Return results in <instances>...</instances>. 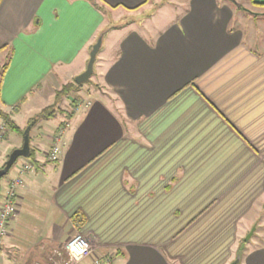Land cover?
Masks as SVG:
<instances>
[{"label":"crops","instance_id":"0c3cea01","mask_svg":"<svg viewBox=\"0 0 264 264\" xmlns=\"http://www.w3.org/2000/svg\"><path fill=\"white\" fill-rule=\"evenodd\" d=\"M146 5L148 0H0V54L7 58L0 110L20 129L30 126V133L33 122L21 128L17 120L38 115L59 80L66 84L84 71L106 30L102 9ZM120 31L94 62L99 92L111 104L96 99L72 110L49 173L44 162L64 115L50 127L41 172L26 173L18 192L0 264H47L52 248L76 234L92 254L77 264L115 252L113 264H230L241 217L261 209L264 6L184 0L179 14L158 30ZM6 143L9 152L21 147L22 138ZM34 198L40 204L24 210L20 203ZM240 261L264 264V245L244 251Z\"/></svg>","mask_w":264,"mask_h":264},{"label":"rangeland","instance_id":"374dc122","mask_svg":"<svg viewBox=\"0 0 264 264\" xmlns=\"http://www.w3.org/2000/svg\"><path fill=\"white\" fill-rule=\"evenodd\" d=\"M183 1L184 0H148V5L144 6L142 9H138L135 11H129V10H123V9H118L116 11H109L107 9H102L103 15H104V23L102 24L101 31L105 29L107 30L108 28L109 29L104 34V37L102 39V44H101L102 48L100 50L103 51L105 48L110 46V44H115L116 40L120 37L121 31L118 32V30H121V28L134 29L139 32H146V31L151 32L153 30H158L159 28L163 27L166 23L171 21L176 15L179 14V12L182 9ZM245 17L247 16L245 15ZM121 25H123V27H120ZM5 55H6V52L0 54V73H1V69L3 65L7 63V58H5ZM101 56H102V52L99 51V53L96 56V60L98 61ZM71 68L74 70L76 66L72 65ZM71 68L70 70H72ZM59 83L61 85L59 86V89L56 90L55 96L51 98V100L48 102V106L45 107V108H48L49 112H51V114L53 115L51 118H49L48 122H45L46 119H40L38 121H33L34 118L36 117L35 115H31L27 117V119L20 118L17 120V123L21 128L27 127L31 122H33L35 127H32L31 132L29 133V136H31L30 149H32L34 152L32 156H29L27 158L17 159L15 164L9 170L6 177L14 176L15 169H17L23 163H28L30 164L31 169L36 168L39 172H41L39 170L40 166H39L38 160L42 158L44 151L48 149L47 148L48 140L45 135L50 133L49 132L50 127L55 126L58 123V121L60 120L59 115H62V116L64 115L63 125L65 126L67 120L70 117V113L72 112V110L75 109V107H77L78 105L86 101L93 102V100L100 99L109 105L111 104L109 103L110 99H108L107 97H104L99 92L100 85L98 83H100V78H99L98 62H96L93 66V73L90 76L89 81L81 84L79 88L75 89L74 87H70L71 90L64 93L62 89H64L66 86L74 84V80L71 79L70 82L64 84V80L61 79L59 80ZM113 108L115 109L114 106ZM58 126L54 131L55 134L53 135L54 144L56 142L55 138L59 137V133L61 132L60 130L63 129L64 127L63 126L61 128H58ZM4 131L5 132L2 134V137L0 138V168L6 161L7 159L6 156L11 152V150L8 152L9 146L6 143V141L7 140L11 141L13 139H19L20 141L22 138L12 131L9 132L6 129ZM37 144L38 146H36ZM33 162H36V163H33ZM44 165L46 167L45 172L48 170L50 173L53 168L52 163L44 162ZM4 180L5 179H2L0 181V191L3 190ZM33 203L40 204V201H37L34 198L32 201L30 200L26 201V204L25 203L23 204L20 203V204L24 210H27V207L32 206ZM260 205H261L260 206L261 209H259L258 211H257V208H254L253 210H250V212L245 213L241 217L242 219L240 220L241 222L240 226H242V228H240L241 234L239 235V243H238V245L240 246V243L243 241L242 242L243 245L241 246V251H239L241 257L243 255V252L246 251L247 249L264 245V200L262 201ZM45 215L46 214H44L43 216ZM197 215L198 214H196V217L198 218L199 215L198 216ZM233 215H237V214H233ZM193 219L191 220V222L184 224L185 225L184 227H189L193 223L194 221ZM185 231L186 230H181V233ZM251 231H252V234L250 235V237L244 241L245 237ZM58 248H60V246L52 248L51 253H49V259L47 261V264L51 262L50 258L52 257L53 251ZM237 253L238 252L236 249L235 256ZM105 255L110 256L111 260H113L112 254L106 253L101 256H105ZM62 258H64L65 260L68 259L67 255L63 252H62ZM87 258L91 259L92 254L90 253L87 256Z\"/></svg>","mask_w":264,"mask_h":264},{"label":"built area","instance_id":"2783aa9c","mask_svg":"<svg viewBox=\"0 0 264 264\" xmlns=\"http://www.w3.org/2000/svg\"><path fill=\"white\" fill-rule=\"evenodd\" d=\"M5 125L0 123V138L5 132ZM59 137L55 138L53 144L47 154L50 162H56L60 155V146L58 145ZM31 170L28 163H23L17 168V172L12 177H6L4 180L3 190L0 191V246L8 233V224L17 212V196L20 189L24 187V176ZM60 251V252H59ZM62 252L68 257L63 264H77L79 261L87 257L91 253L88 242L79 234L65 241L60 248L53 251L49 264H61ZM93 264H112L111 257L108 255L94 257Z\"/></svg>","mask_w":264,"mask_h":264},{"label":"water","instance_id":"95a60500","mask_svg":"<svg viewBox=\"0 0 264 264\" xmlns=\"http://www.w3.org/2000/svg\"><path fill=\"white\" fill-rule=\"evenodd\" d=\"M102 38H103V33H101L98 36L95 43L92 45L91 50L89 52L88 61H87V64H86L84 71H82L80 74H78L74 78L75 84L80 85V84H83V83L89 81L90 76L93 73V66H94V62L96 59V55H97V53L101 47V44H102ZM29 130H30V126L27 127L23 132L21 147L13 149L8 154V157H7L6 161L4 162V165L0 168V180L2 177L6 176V174L9 172L11 167L17 161V159L29 157V154H30ZM251 234H252V231L249 232V234L245 237L244 241L247 240ZM240 259H241V255L238 252L236 254L235 258L230 262V264H239Z\"/></svg>","mask_w":264,"mask_h":264},{"label":"trees","instance_id":"16d2710c","mask_svg":"<svg viewBox=\"0 0 264 264\" xmlns=\"http://www.w3.org/2000/svg\"><path fill=\"white\" fill-rule=\"evenodd\" d=\"M93 1V0H92ZM251 3L253 4V5H256V6H264V4H262V3H256V2H254L253 0H251ZM95 5V4H94ZM241 9H243L241 6H239ZM109 29V28H108ZM107 29V30H108ZM107 30H105L104 31V33H103V35L106 33V31ZM5 48V47H4ZM1 49H3V48H1ZM6 67H7V63L5 64V65H3V67H2V69H1V73H0V79H1V77H2V75H3V72L5 71V69H6ZM73 85V86H72ZM81 85V84H80ZM80 85H76L75 83L74 84H71V85H69V86H66L64 89H62L63 90V92L64 93H66V92H68V91H70L71 89H70V87H74L75 89L76 88H79L80 87ZM18 108H16V107H14V108H12V112H17L18 110H17ZM53 115L51 114V112H49V109L48 108H44L43 110H41V112L38 114V115H36V117L34 118V120L33 121H38V120H40V119H49V118H51ZM0 119L3 121V123H4V125H5V128H6V130L7 131H12V132H14V133H16V134H18L19 136H21V137H23V132H24V129H20L16 124H15V122L11 119V117H10V114H8V113H6V112H4V111H1L0 110ZM64 125L63 124H60L59 126H58V128H61V127H63ZM29 142H30V137H29ZM33 150L32 149H30V154H29V156H32L33 155ZM8 157V155L6 156V158ZM47 162H50V161H47ZM33 163H36V162H33ZM4 165V164H3ZM2 165V166H3ZM1 166V167H2ZM12 168V167H11ZM8 174V173H7ZM6 174V175H7ZM6 178V176H4V177H2L1 178V180L2 179H5ZM0 180V181H1ZM75 222V224L77 225V221L75 220L74 221ZM243 242V241H242ZM240 243V246L238 245V248H237V252H239V251H241V246L243 245V243ZM119 252H115V253H112V259L114 258V257H116V256H118L119 254H118ZM241 262V261H240ZM240 262H239V264H240Z\"/></svg>","mask_w":264,"mask_h":264}]
</instances>
